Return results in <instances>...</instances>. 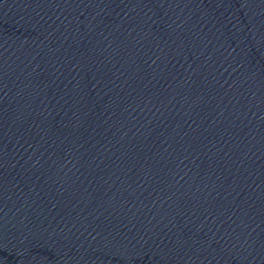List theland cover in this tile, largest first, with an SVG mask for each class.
Returning a JSON list of instances; mask_svg holds the SVG:
<instances>
[{"label": "water", "instance_id": "1", "mask_svg": "<svg viewBox=\"0 0 264 264\" xmlns=\"http://www.w3.org/2000/svg\"><path fill=\"white\" fill-rule=\"evenodd\" d=\"M0 264H264V0H0Z\"/></svg>", "mask_w": 264, "mask_h": 264}]
</instances>
